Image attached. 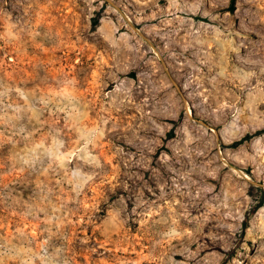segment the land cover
<instances>
[{
	"label": "rangeland",
	"instance_id": "1",
	"mask_svg": "<svg viewBox=\"0 0 264 264\" xmlns=\"http://www.w3.org/2000/svg\"><path fill=\"white\" fill-rule=\"evenodd\" d=\"M231 1L0 0V264H264V0Z\"/></svg>",
	"mask_w": 264,
	"mask_h": 264
},
{
	"label": "trees",
	"instance_id": "2",
	"mask_svg": "<svg viewBox=\"0 0 264 264\" xmlns=\"http://www.w3.org/2000/svg\"><path fill=\"white\" fill-rule=\"evenodd\" d=\"M236 10V0H232L231 1V5L229 7V11L234 12ZM98 22H95V26L97 25ZM170 138H174V132H170L169 134ZM250 139V136H247L245 138H243L242 140H240L239 142H237L235 145L238 147L240 145H242L244 143V141ZM262 206V204H259L255 207L252 208V210L249 212V214L247 215V217L245 218V221H249L259 210V208Z\"/></svg>",
	"mask_w": 264,
	"mask_h": 264
}]
</instances>
